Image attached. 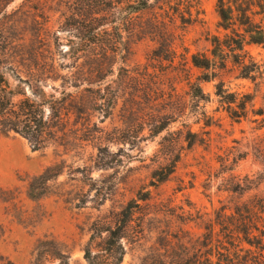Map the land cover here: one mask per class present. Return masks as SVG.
I'll return each mask as SVG.
<instances>
[{
	"label": "rangeland",
	"instance_id": "rangeland-1",
	"mask_svg": "<svg viewBox=\"0 0 264 264\" xmlns=\"http://www.w3.org/2000/svg\"><path fill=\"white\" fill-rule=\"evenodd\" d=\"M129 1L0 0V53L51 52L58 65L85 53L81 43L96 58L113 43L121 50L112 71L95 73L94 142L34 150L21 134L0 132V264H88V247L98 261L106 260L105 234L92 235L131 202L135 213L119 264H187L196 251V261L206 264L208 246L198 243L209 230L217 262L226 253L222 246H229L223 243L227 233L235 235L243 223L264 230V45L246 47L260 65L255 81L237 77L238 69L228 64L215 80L200 84L208 99L197 101L189 84L201 70L190 56L208 53L209 38L223 34L216 0H148V8L133 14ZM83 19L100 24L94 43L78 28ZM116 26L126 51L116 35H107ZM18 70L25 76V68ZM218 80L238 98L253 96L244 118H231L217 102ZM187 132L196 134L191 147ZM107 140L108 150L99 152ZM177 154L173 172L157 182L153 171L164 172ZM54 164L61 173L36 181L38 197H30L32 179ZM244 205L252 212L241 214Z\"/></svg>",
	"mask_w": 264,
	"mask_h": 264
},
{
	"label": "trees",
	"instance_id": "trees-1",
	"mask_svg": "<svg viewBox=\"0 0 264 264\" xmlns=\"http://www.w3.org/2000/svg\"><path fill=\"white\" fill-rule=\"evenodd\" d=\"M149 6L148 0H130L127 9L128 13L133 14ZM216 12L219 18L217 26L223 31V34L221 36L213 35L209 38L208 53H193L190 56L191 65L201 70L200 74L196 76V80L189 84L191 96L197 101L208 99V95L204 94L200 84L215 80L218 71L226 69L228 64L238 69L237 77L240 78L255 81L257 75L261 74L260 65L252 58L246 47L264 45V0H216ZM88 17H91L90 13ZM86 21L83 19L78 24V28L89 35L86 37L88 44L94 43L95 40L92 42L90 40L98 35L95 30L100 24L89 25L91 19ZM113 29L114 31L107 35L115 39L117 37V45H125L121 40L120 30L122 28L116 26ZM80 46V50L85 53L74 57L71 62H60L58 65L50 51L47 56L29 53L25 57L0 53L1 133L14 131L21 134L27 138L34 150L50 145L63 146L65 149H77L83 148L87 143L94 142L96 127L92 122V116L96 97L92 85L96 78L95 73L102 68L106 69V67L112 71V59L121 50H115L117 46L113 43L111 49L101 48L100 58H96L92 49H87V45L83 47V43H81ZM122 49L126 51V45ZM79 59L81 62H78ZM21 67L26 69L25 76H21L18 70ZM60 68H67L66 73H59ZM11 79L17 82L15 86H12ZM56 80L60 81L59 84H52ZM25 87L29 89V92ZM45 88H50L52 91L47 92ZM214 88L217 102L224 105L231 118L240 120L247 115L246 105L253 98L251 94L245 93L238 98L237 93L230 92L224 87L222 80H218ZM255 113L262 115L261 110H257ZM164 127V124L159 126L156 133H159ZM195 136V133L187 132L188 147L195 143ZM109 142L98 147L99 152L108 150ZM178 160L179 154L164 165L166 169L164 172L154 170L152 177H156L157 182L165 181L173 172L174 165ZM100 167H104V165ZM60 173L61 170L57 164L46 167L30 182L28 195L36 196L33 193L36 189L34 185L36 181L45 183L56 178ZM141 199L145 200L147 196L144 195ZM132 203L117 212L115 219L108 226L104 228L102 225L99 228L96 226L97 231L95 235H92V238L105 234L102 243L107 258L98 261V256L92 254V250L88 247L84 253L88 264H119L121 262L124 253L121 240L124 238L135 213ZM252 209L244 205L240 208V213L249 214ZM247 224L243 223L244 226L237 230L235 235L233 232H229L224 236L225 242L223 243L229 246H222L226 253H221L220 256H223L221 259L218 257L217 262L211 258L213 239L212 230H209L204 236L203 244L198 243L208 246L203 254L206 264H264V230L257 224L255 226ZM241 242H245L248 247H240ZM49 255L59 261L63 260L59 253L51 252ZM193 257L194 262L187 264H199L196 261L198 260L197 251ZM34 264L37 263L34 262Z\"/></svg>",
	"mask_w": 264,
	"mask_h": 264
}]
</instances>
